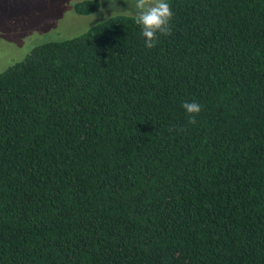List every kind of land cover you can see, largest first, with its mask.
Listing matches in <instances>:
<instances>
[{"label": "trees", "instance_id": "1", "mask_svg": "<svg viewBox=\"0 0 264 264\" xmlns=\"http://www.w3.org/2000/svg\"><path fill=\"white\" fill-rule=\"evenodd\" d=\"M167 2L0 71V264H264V0Z\"/></svg>", "mask_w": 264, "mask_h": 264}, {"label": "rangeland", "instance_id": "2", "mask_svg": "<svg viewBox=\"0 0 264 264\" xmlns=\"http://www.w3.org/2000/svg\"><path fill=\"white\" fill-rule=\"evenodd\" d=\"M81 0H0V71L21 59L35 43L67 38L115 13L132 14L128 0H99L89 15L75 13Z\"/></svg>", "mask_w": 264, "mask_h": 264}, {"label": "clouds", "instance_id": "3", "mask_svg": "<svg viewBox=\"0 0 264 264\" xmlns=\"http://www.w3.org/2000/svg\"><path fill=\"white\" fill-rule=\"evenodd\" d=\"M134 23L140 26L144 45L151 49L156 46L158 34H171L170 22L174 12L167 0H128ZM182 108L189 114V123L195 124V116L200 113L201 105L195 101L182 103Z\"/></svg>", "mask_w": 264, "mask_h": 264}]
</instances>
